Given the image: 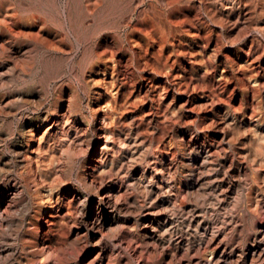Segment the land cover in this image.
<instances>
[{
    "label": "rangeland",
    "instance_id": "374dc122",
    "mask_svg": "<svg viewBox=\"0 0 264 264\" xmlns=\"http://www.w3.org/2000/svg\"><path fill=\"white\" fill-rule=\"evenodd\" d=\"M4 6L2 14L12 15L5 36L31 30L47 48L12 59L24 75L0 85V130L26 119L38 124L47 109L58 124L53 173L62 174L63 190L38 215L34 241L46 238L70 264H185L213 258L220 239L207 236L247 227V212L264 224V0ZM101 104L110 109V147ZM119 134L130 139L129 149L120 147ZM106 161L107 169L96 171ZM122 173L144 208L101 205ZM139 177L142 191L133 184ZM127 229L139 256L125 248Z\"/></svg>",
    "mask_w": 264,
    "mask_h": 264
},
{
    "label": "bare ground",
    "instance_id": "6f19581e",
    "mask_svg": "<svg viewBox=\"0 0 264 264\" xmlns=\"http://www.w3.org/2000/svg\"><path fill=\"white\" fill-rule=\"evenodd\" d=\"M4 7V0H1L0 59L3 60V63L0 65V85L2 86L13 80L12 75H24L23 71L19 72L16 67L11 66L12 59L16 56L33 53L41 48H47V44L41 41L38 33L31 30L24 31V33L14 30L5 36L2 28L10 22L12 15H3ZM4 56H8L10 59H6ZM38 97L45 101L48 99L46 95L32 94L28 96L31 100H36ZM100 107L102 110L108 108L101 120L103 123L105 122L102 128L103 136L106 139L105 147H110V141L114 136V132L109 130L106 124L110 109L107 105L102 106L101 104ZM10 112L8 111L6 114L8 115ZM49 114V109L39 113L38 124L26 119L18 128L9 123L4 130H0V264H70L68 258L53 251L46 238L34 241L32 236L42 208L54 207L55 200L59 198L58 194L64 183L62 174L56 175L55 173L54 175L53 173L54 164L59 160L61 154L51 142L53 131L58 124L57 120L54 123L51 122ZM42 128H46V130L42 135H38ZM116 139L123 150L129 149L132 144L125 134H119ZM200 160L201 157H199ZM204 162V159L201 160V163ZM109 163L110 161H106L95 165L96 171H105ZM202 167V164L199 165V169ZM141 178H134L133 184L142 191L146 187L142 184ZM129 182L130 179L127 175L122 173L118 184L113 188L114 190L108 191L104 196L101 203L103 208L122 209L124 206L120 201L123 203L134 201L140 205V208H144V203L139 195L129 192L131 184ZM147 211L152 212L151 208ZM244 217L248 223L247 227H238L239 229L231 231L221 229L214 235L207 236L208 240L212 242L220 239L216 250L212 251L213 258H195L185 264H264V224L260 225L248 212ZM247 230L251 232L246 235L247 238L243 243L241 240ZM229 237L233 243L228 241ZM124 239L126 240L125 248L132 250L130 252H133L135 256L140 255L137 236L131 229L125 231ZM95 241V245L102 242L99 238ZM103 254L110 262L112 255L108 252H103ZM145 259L148 260V257Z\"/></svg>",
    "mask_w": 264,
    "mask_h": 264
}]
</instances>
